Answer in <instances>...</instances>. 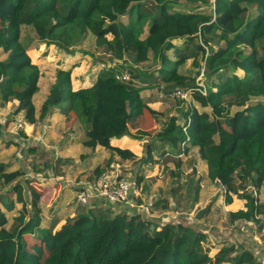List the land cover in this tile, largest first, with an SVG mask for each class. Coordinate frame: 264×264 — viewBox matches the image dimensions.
Returning a JSON list of instances; mask_svg holds the SVG:
<instances>
[{"label": "trees", "instance_id": "obj_1", "mask_svg": "<svg viewBox=\"0 0 264 264\" xmlns=\"http://www.w3.org/2000/svg\"><path fill=\"white\" fill-rule=\"evenodd\" d=\"M185 1L190 7L186 11L175 9L179 0H0V54L5 55L0 59V103L16 99L14 112L22 111L29 124L37 120L32 96L38 91L39 69L21 41L23 26H30L40 42L67 53L77 51L75 45L91 33L95 45L109 58L130 61L126 68L129 79L115 78L123 67H108L98 72L90 86L74 90L69 70L59 68L39 116L45 118L53 109L64 116L73 111L84 124L80 141L84 148L100 146L110 157L130 160L135 155L112 146L110 139L129 135L130 128L143 124L146 112L156 114L141 91L162 84L194 88L195 79L181 74L178 67L200 55L203 74L210 82L205 94L192 91L191 96L211 112L187 104L145 144L144 162H155V140L167 145L161 155L187 153L195 147L206 163L207 178L224 186L227 202L229 192L237 191L235 182L242 188L245 209L230 211V220L263 224L264 201L253 193L264 187V103L249 100L264 96V0ZM205 5H212L213 12L196 11ZM148 61L157 62V67H136ZM179 119L183 122L178 123ZM110 157L93 169L89 180L98 176ZM21 174L14 170L0 176L9 183ZM10 188L14 199L0 193V205L11 211L17 202L22 208L7 228L0 207V264L211 262L202 247L206 234L196 226L160 224L158 219L143 217L135 207L115 204L119 209H114L100 198L52 230L39 226L36 192L32 190L30 213L21 184L16 182ZM258 214L261 218L255 217ZM28 233L36 237L31 245L25 237ZM221 262L258 264L251 250L233 244L216 252L215 263Z\"/></svg>", "mask_w": 264, "mask_h": 264}, {"label": "rangeland", "instance_id": "obj_2", "mask_svg": "<svg viewBox=\"0 0 264 264\" xmlns=\"http://www.w3.org/2000/svg\"><path fill=\"white\" fill-rule=\"evenodd\" d=\"M210 1L212 4L213 0ZM179 2L180 4L175 6L176 10L190 9L185 0H179ZM196 11L212 13V5L200 6ZM21 41L39 69L38 91L32 96L37 120L34 124H29L23 119L22 111L15 113L14 110L18 104L16 99L4 104L0 103V125L2 137H4L0 138V164H3L0 173L14 170L22 172L21 176L9 183L3 182L0 176V193L14 199L15 195L10 186L19 182L22 186L26 209L31 213L29 202L34 190L38 194L39 226L54 224L58 226L59 221L70 217L72 212H78L80 208L88 206L89 202L82 206L75 199L76 190L79 187L77 183L78 181L88 182L93 169L108 154L102 157V152L98 150L89 155V151L80 145L81 135L84 134V124L75 112L72 111L62 117L48 113L45 118H42L39 116L41 104L48 94L50 85L55 81L56 71L59 68L69 70L71 85L75 90L89 79L88 77H94L99 70L108 67H115V70L123 67L121 68L123 72L128 73L126 68L129 67L130 61L109 58L102 48L95 45L94 35L91 33L85 35L75 45L77 51L73 53H67L54 45L40 42L30 26L22 27ZM174 43L180 45V41H174ZM167 53L169 57L173 56L172 51ZM3 57V54L0 55V59ZM136 67L140 70H152L157 67V62L148 61ZM203 68V60L198 55L196 60L190 58L181 64L178 71L193 79L200 76L201 82L206 86L210 81L203 74ZM236 73L241 75L242 71L236 70ZM175 88L190 89L173 84H162L159 88H145L141 91L142 99L150 103L149 107L156 112V114L149 112L144 114L141 126V129H145L142 130L145 131L144 134L156 129L157 132L160 131L170 117L177 115L179 110L183 111L189 103L198 111L211 112L209 106L193 100L190 92L182 100L159 96ZM255 101L264 103V96L252 97L249 103ZM233 109L235 107L230 108V110ZM52 111L57 112L56 109ZM18 119L23 121L22 126L18 125ZM182 122V119L178 120V123ZM154 134V132L152 135L149 133V137L144 138L146 141L143 142L142 148ZM70 137H72L71 140H69ZM160 153L159 148L153 152V156L158 161L155 164L144 162L143 151L134 162L123 163L124 173L133 185L131 201L136 204L152 202L150 209L152 216L146 217L159 219L164 223L181 222L196 226L204 232L206 239L202 242V247L211 261L209 264H216V252L222 246L230 244L253 250L257 263L264 264L263 224L256 223L254 220L244 222L229 218V212L239 209L243 199L240 196L243 192L239 187L240 184L235 182L237 191L229 192L230 202H227L224 186L207 178L206 164L198 157L195 147L190 148L187 153L180 152L172 156H162ZM110 158L109 162L122 163L118 158ZM136 178L139 179L138 182ZM44 187L47 189L45 192L42 190ZM248 190L249 187L246 188V191ZM64 192L69 194L66 195ZM72 193L74 199L68 205L64 204L69 201ZM253 194L259 201H264V187L254 191ZM62 204L64 205L60 209ZM113 205L114 209H119L118 205ZM71 206L73 208H69ZM21 208V203L15 202L14 208L5 212L7 228L14 223V217L19 214ZM135 210L138 211L137 208ZM141 215L144 217V214ZM25 237L29 245L36 241V237L31 233L26 234ZM221 264H229V262H221Z\"/></svg>", "mask_w": 264, "mask_h": 264}, {"label": "built area", "instance_id": "obj_3", "mask_svg": "<svg viewBox=\"0 0 264 264\" xmlns=\"http://www.w3.org/2000/svg\"><path fill=\"white\" fill-rule=\"evenodd\" d=\"M115 78L118 80H128V73H116ZM205 85L201 82V77L198 76L195 79V87L189 90L173 89L169 93H161L159 96H168L173 98L185 99L187 94L192 91H197L201 94H205ZM23 121L18 119V125L22 126ZM125 167L123 163L119 161H110L107 166L92 180L79 181L78 190L76 191L75 199L78 204L84 206L90 200L94 198H101L112 204H129L137 208V212L150 216V209L152 202L147 203H135L131 201V188L133 185L124 173ZM218 182L217 180H215ZM256 218H261V214L255 215ZM263 231H264V219ZM244 222H246L244 220Z\"/></svg>", "mask_w": 264, "mask_h": 264}, {"label": "crops", "instance_id": "obj_4", "mask_svg": "<svg viewBox=\"0 0 264 264\" xmlns=\"http://www.w3.org/2000/svg\"><path fill=\"white\" fill-rule=\"evenodd\" d=\"M0 55H2V54H0ZM4 55V54H3ZM5 56V55H4ZM4 58V57H3ZM2 59V58H1ZM100 71V70H99ZM98 71V72H99ZM98 72H97V74H98ZM97 74L94 76V77H88L89 79H86V81H84L78 88H80V87H88V86H90L92 83H93V81L95 80V78H96V76H97ZM146 104L149 106L150 105V103H147L146 102ZM53 110H55V109H53ZM54 111H52L51 112V115L52 116H60V117H62V116H64V115H62V114H60V113H58V112H54ZM53 113V114H52ZM141 126L142 125H140L139 127H135V128H130L129 129V135H124V136H121V137H119V138H111L110 139V144L112 145V146H114V147H119V148H121V149H127V150H129V151H131L134 155H135V158L134 159H128V160H124V159H120L118 156H116V155H114L113 157L114 158H118V159H120L121 161H122V163H125V164H129V163H132V162H134L139 156H140V154L142 153V151H143V153H144V148H142V144H143V142L144 141H146V139H144V138H148L149 136H148V134L150 133L151 135L153 134V132L154 133H156L157 132V129L156 130H152V131H150V132H148V133H146V134H144V132L145 131H142V130H145V129H141ZM84 131V130H83ZM85 132V131H84ZM142 132V133H141ZM83 136H84V134L83 135H81V139L83 138ZM153 137V136H152ZM151 137V138H152ZM4 138V137H3ZM151 138H150V140H151ZM72 139V137H70V139L69 140H71ZM81 139H80V141H81ZM150 140L148 141V143L150 142ZM79 141V142H80ZM152 146H153V150H152V156H153V152H154V150H158V148L161 150V152L163 151V150H167V145H165V144H163L162 142H160V141H158V140H155L154 142H152ZM80 145H81V143H80ZM83 147V146H82ZM84 148V147H83ZM85 150H88L89 151V155H91V154H94L95 153V151H98V150H100L101 152H102V157H104L105 156V154L107 153L108 155L106 156V158L105 159H103L102 158V162H104V161H106L109 157H110V153L106 150V149H104V148H102V147H100V146H97L94 150H90V149H88V148H84ZM197 151V150H196ZM159 155V154H158ZM164 155H166V156H168V154H164ZM164 155H162V156H164ZM173 154H170V156H172ZM199 157V156H198ZM156 157L155 156H153V159H154V161L155 162H153V164H155V163H158V161H157V159H155ZM102 162H100V163H98V164H101ZM202 162L204 163V164H206L205 163V161L204 160H202ZM97 164V165H98ZM152 164V165H153ZM206 166V165H205ZM156 168V167H155ZM164 168L165 169H167V167H165L164 166ZM206 176H207V168H206ZM79 182V181H78ZM54 186H56V185H54ZM43 192H45V190H47L46 189V187H44L43 189ZM59 190H60V188H59ZM58 190V192H60ZM70 192V191H69ZM65 193V192H64ZM62 194V195H64L65 196V194L67 195V194H69V193H65V194ZM71 198V199H70ZM66 199V198H65ZM72 199H74L73 198V193H72V196L71 197H69V201L67 202H65L64 204H69L70 203V201L72 200ZM99 199L100 198H94V199H92V200H90V202H89V204L88 205H90V204H93V203H95V202H97V201H99ZM260 202H262V201H260ZM40 203H41V201H40ZM54 203H57V202H54ZM64 204H62V205H60L61 207H60V209H62V207H63V205ZM73 205H74V203H73ZM125 205H127V206H129V207H133V206H131V205H129V204H125ZM0 207L2 208V210L4 211V213L7 211V210H5L1 205H0ZM69 208H73L72 206L71 207H69ZM239 209H245V200L244 199H242V201H241V204L239 205ZM239 209H237V210H239ZM236 210V211H237ZM233 211H235V210H233ZM77 212H72L71 213V216L70 217H72V216H74L75 214H76ZM59 216V215H58ZM150 216H152V215H150ZM68 218V217H67ZM67 218H65L64 220H60L58 223H59V225L58 226H56V224H54V225H49V226H40V227H45V228H51L52 230H56V229H58L59 227H60V225L61 224H63L64 223V221L67 219ZM159 220V219H158ZM237 220H240V221H244L243 219H237ZM235 221V220H234ZM246 222L248 221V220H245ZM159 223L160 224H163L164 222H161L160 220H159ZM169 223H172V222H169ZM173 223H175V222H173ZM252 251V253H254V251L253 250H251Z\"/></svg>", "mask_w": 264, "mask_h": 264}, {"label": "clouds", "instance_id": "obj_5", "mask_svg": "<svg viewBox=\"0 0 264 264\" xmlns=\"http://www.w3.org/2000/svg\"><path fill=\"white\" fill-rule=\"evenodd\" d=\"M124 73V72H123Z\"/></svg>", "mask_w": 264, "mask_h": 264}]
</instances>
